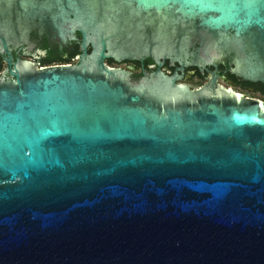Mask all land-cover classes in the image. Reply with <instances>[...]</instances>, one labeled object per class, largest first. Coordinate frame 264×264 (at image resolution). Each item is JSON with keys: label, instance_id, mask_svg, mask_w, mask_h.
Listing matches in <instances>:
<instances>
[{"label": "water", "instance_id": "water-1", "mask_svg": "<svg viewBox=\"0 0 264 264\" xmlns=\"http://www.w3.org/2000/svg\"><path fill=\"white\" fill-rule=\"evenodd\" d=\"M0 55V264H264V0H0Z\"/></svg>", "mask_w": 264, "mask_h": 264}, {"label": "flooded vegetation", "instance_id": "flooded-vegetation-1", "mask_svg": "<svg viewBox=\"0 0 264 264\" xmlns=\"http://www.w3.org/2000/svg\"><path fill=\"white\" fill-rule=\"evenodd\" d=\"M0 61L2 62V65L0 67V73L2 71L5 70L6 66H7V62L6 60L0 55ZM104 62L106 65L111 66L113 68H121L133 73H138L141 71V62L140 60H136L135 65H134V69L128 68L126 67V65L128 64L127 61H122V62H117L115 60H113L110 57H107L104 59ZM67 64H72L71 61H67V60H47V61H39L36 63V67L37 68H42V67H47V66H55V65H67ZM146 66L149 69L155 68L156 64H154L153 66H150L148 64H146ZM188 67L183 69V73L182 76L176 80H174V83H181V84H185L188 86L189 90H195L200 88L201 86H203L208 80V77H211V73L206 70L205 68H203V73H201L199 70L195 71L194 74V78L193 80H186L183 79L186 71H187ZM223 79V75H219L216 78V82L219 86L225 87L227 89L232 90L233 92H237L239 94H241L243 97L245 98H252V99H257V100H261L262 102H264V94L260 93V92H256V91H251V90H242V89H238L224 81H222Z\"/></svg>", "mask_w": 264, "mask_h": 264}]
</instances>
